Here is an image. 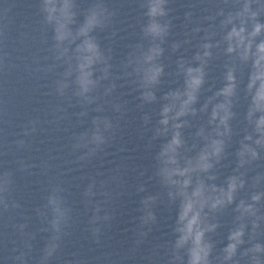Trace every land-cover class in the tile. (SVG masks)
Listing matches in <instances>:
<instances>
[{
	"label": "clouds",
	"instance_id": "clouds-1",
	"mask_svg": "<svg viewBox=\"0 0 264 264\" xmlns=\"http://www.w3.org/2000/svg\"><path fill=\"white\" fill-rule=\"evenodd\" d=\"M222 2L232 10L218 7L214 14L205 16L185 33L186 37L200 36V40L190 57L181 55L175 61L174 76L182 81L181 86L158 96L165 76V65L161 62L164 45L173 28L169 0H140L146 17L141 33L148 43L137 44L128 54L121 66L122 77L112 75L111 49H102L94 35L97 30L108 28L116 15L105 0H94L79 22L77 0H41L44 24L53 32L51 50L55 60L65 65L56 81V95L64 98L71 89L69 100L75 97L85 109L78 113L79 117L88 116L86 109L97 103L99 97L95 93L105 81L121 78L131 80L135 86L141 109L160 105L149 143L161 141L153 179L163 190L169 206L175 208L174 239L166 246L167 264H264V172L256 171L264 161V0ZM192 17V11L185 13L186 21L192 22ZM204 23L208 26H202ZM188 44L191 39L174 42L170 45L171 52L175 54ZM221 56L224 62L217 87L209 80L208 69L210 62ZM116 88L112 82L104 88L103 95L110 96ZM242 100L246 101L244 127L238 133L233 122L238 119L237 108ZM112 109L121 113L124 105L114 103ZM94 110L99 113L103 107L98 105ZM57 111L65 109L57 107ZM142 119L146 127L152 125V114L145 112ZM194 119L198 125H193ZM38 123L30 121L22 135L32 136ZM91 125V129L72 138V151L82 152L78 162L94 157L108 143V134L115 131L108 117L96 116ZM15 143L20 149L28 147L25 139ZM230 158L232 163L226 165ZM18 163L21 171L32 167L24 160ZM227 166L231 172L221 182V171ZM11 175L5 172L0 178V208L5 212L10 207L7 194ZM94 189L95 182L90 183L84 196L93 198ZM139 190L146 189L141 186ZM59 191L54 188L47 199L46 207L51 208L52 217L49 226L41 231L50 234L37 264H49L70 220V209ZM160 199L157 193L142 200L144 226L156 223L154 207ZM11 207L20 205L12 201ZM39 211L47 216L46 210ZM225 215L231 216L229 225L222 222ZM17 227L26 236L27 251H19L13 264H28L34 234L25 232L27 224ZM225 227L227 232L217 251L215 237Z\"/></svg>",
	"mask_w": 264,
	"mask_h": 264
}]
</instances>
